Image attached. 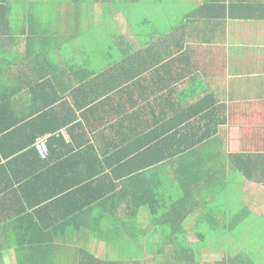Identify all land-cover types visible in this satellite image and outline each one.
I'll list each match as a JSON object with an SVG mask.
<instances>
[{
  "label": "trees",
  "instance_id": "16d2710c",
  "mask_svg": "<svg viewBox=\"0 0 264 264\" xmlns=\"http://www.w3.org/2000/svg\"><path fill=\"white\" fill-rule=\"evenodd\" d=\"M174 2L183 6L178 9L180 15L169 13L170 3ZM204 7L219 13L212 1ZM233 8L240 11V15L241 12L248 18L258 15L264 21V3L233 4ZM187 10V0H0V52H81L75 61L79 65L78 74L85 76L100 70L97 65L105 52V59L111 63L119 60L130 63L128 68H121V78L115 76V69L109 73L108 68H103L108 70L86 84L78 80L75 86L56 87L55 91L63 96L59 107L53 104L40 108L29 106L27 120L9 125L32 133L35 145L39 139L46 138L47 133L56 134L69 128L72 145L61 136L58 139L52 135L48 140L49 156L43 159L46 168L52 167L45 178L64 173L71 177L70 181H75L54 193V198L45 202L42 210L57 207L71 212L49 217L51 225L48 227H57L60 223L63 228L61 232L44 233V239L104 242L112 251L107 260H102L89 248H79L76 264H184L183 261L199 264L200 255L193 249L195 243L188 241L183 224L203 202L214 214L210 221L206 219L203 223L213 230H226L234 240V244L226 248L230 256L215 264H264V219L248 216L250 214L244 211V193H234L230 184L231 174L236 172L244 184L264 188V152L213 154L214 164L184 166L176 172L168 170L170 176L161 168L170 154L167 153L168 142L179 141L183 132L186 136L191 131V148L206 145L220 127L226 125L224 107L218 104L205 80H191L190 86L181 93L168 90L169 94L180 96V105L172 106L174 114L170 121L162 118L159 119L162 123L157 119L146 122V106L135 113L126 112L125 108L117 112V97L126 93V105L134 108L133 80H147L143 76L146 61L142 52L161 50L169 28L177 30L195 16L188 15ZM119 14L129 21L131 35L113 31L111 24L106 23ZM165 23L170 26L165 28ZM151 29L162 38H152L148 33ZM154 74H151L153 82ZM157 74L162 76V69ZM72 90L73 100L66 97ZM142 91L158 96L167 90L156 87ZM194 99H198L197 102L187 104ZM4 100L0 90L2 116L11 107ZM109 111L114 117H110ZM116 117H119L120 131H117ZM107 124L112 134L99 140L95 131ZM133 124L134 130L130 128ZM137 128H144L145 132L139 134ZM82 164L87 165L81 167ZM218 164H228L230 172L215 167ZM84 168L88 174L81 175ZM216 170L222 172L224 178L215 186L214 182L220 179L212 177ZM209 191L213 192L211 197L204 196ZM242 232L261 235L259 241L244 238L247 242L243 246L239 239ZM151 236L157 240L148 241ZM139 259L142 262H138Z\"/></svg>",
  "mask_w": 264,
  "mask_h": 264
},
{
  "label": "crops",
  "instance_id": "0c3cea01",
  "mask_svg": "<svg viewBox=\"0 0 264 264\" xmlns=\"http://www.w3.org/2000/svg\"><path fill=\"white\" fill-rule=\"evenodd\" d=\"M211 1L219 13H216V10L211 11L210 7H204ZM246 3H264V0H187V14L195 15L193 19L186 21L185 25L177 30L169 28L164 34L167 39L163 42L161 50L142 52L146 61L143 64V76L147 80L142 82L133 80L135 95L132 96L135 107L126 105L128 102L126 93L117 97V112H122L125 108L126 112L135 113V110L139 112L146 106L144 112L146 122L156 119L160 121L159 119L162 118L170 121L174 114L172 106L180 105V96L176 93L169 94L168 90L181 93L190 86L191 80L201 78L215 95L218 104L224 107L222 114L226 117L227 123L220 127L218 134L206 145L200 144L190 148L193 142V139H190L191 131L187 132L186 136L183 132L177 142H168L167 153L170 154L161 166L167 176H170L168 170L176 172L184 166L214 164L213 154L264 152L263 140L253 149L242 148L238 151L234 147L237 146L239 133L235 144L231 139L232 129L238 127L231 124V120L239 116L245 117L251 106H264V21H261L258 15L253 18L245 17L243 12L240 15V11L233 8V4ZM181 5L178 2L170 3V15H180L178 9L183 8ZM117 16L124 18L128 26L129 21L124 15ZM194 19H196L195 23H193ZM58 24L61 25L60 20ZM164 25L166 28L170 23ZM148 33L152 38H162L160 33L153 29ZM219 52L223 54L219 56L220 61L217 60L218 57L216 60L213 58ZM79 53L81 52H0V90L4 93V101L11 104L10 110L15 109L12 113L9 110L5 115H0L2 121L0 122V264H76L79 248H89L102 260H107L112 252L104 242L84 240L82 243L74 240L75 238L45 241L44 233L61 232L63 228L60 223H57V227H48L51 225V220L48 218H57L71 212V210L65 212V209L57 207L42 210L45 208V202H50L54 198V193L67 185H72L75 180L70 181L71 177L65 176L64 173L46 180L45 174L52 166L46 168L44 159L32 143V133L19 131V127H14L17 125L9 126L11 122L27 120L26 115L29 111L26 108L29 106L40 108L53 104L55 108L59 107L58 103L63 96L59 91H55L56 87L64 88L66 84L75 86L78 80L86 84L102 76L108 69L109 73L115 69V76L121 78L119 74L121 68L130 66V63L124 60H119L117 63L107 61L105 52L97 65L100 70L85 76L84 73L77 72L79 65L76 64L75 59ZM217 62L222 65V70L224 69L220 74L214 72L218 69L215 66ZM161 69L162 76H159L157 71ZM152 73H155L154 77H156L154 82L151 80ZM222 77L227 81L224 82ZM229 78L231 80H228ZM218 79L220 82H217ZM156 87L167 91L158 96H149L147 92L142 91ZM72 92L73 90L70 91L71 94L66 95L68 99L73 100ZM197 100H190L187 104H194ZM111 113L109 111L112 118L114 116ZM116 121L117 131H120L119 117H116ZM154 126L156 125L152 124V127ZM130 128L134 130L135 125H131ZM67 129L69 128H63L56 134L47 133L44 136L48 140L52 135L58 139L62 137L67 144L72 145V138ZM109 129L108 124L102 126L99 131H95V136H98L99 140L103 138L105 140L112 134ZM137 129L139 134L145 132L144 128ZM241 129H245V126L240 125L239 130ZM87 134L90 138L93 137L92 134L88 132ZM201 134L202 132L199 135ZM71 165L73 166L74 162ZM85 165L87 164H82L81 167ZM215 167H223L227 173L230 172L228 164H218ZM86 170L87 168L81 170V175L88 174ZM212 177L220 178L214 182L216 186L220 180H223L224 174L216 170ZM45 183L47 188H44ZM245 185L244 211L250 214L248 216L256 215L264 219V194L261 195L264 192L261 190L252 192V189L249 190L247 187L264 188L250 183ZM41 204L44 205L41 207ZM213 215L204 202L189 215L183 224L188 241L196 243L190 240V234L196 235L203 224V218L206 217L208 220ZM145 220H147L146 216ZM113 224L112 220L111 225ZM218 227L221 229V226ZM156 240L155 236H151L148 241ZM100 245L104 250L102 256L95 252ZM138 262L142 260L139 259ZM183 263L188 264L185 261Z\"/></svg>",
  "mask_w": 264,
  "mask_h": 264
},
{
  "label": "rangeland",
  "instance_id": "374dc122",
  "mask_svg": "<svg viewBox=\"0 0 264 264\" xmlns=\"http://www.w3.org/2000/svg\"><path fill=\"white\" fill-rule=\"evenodd\" d=\"M106 23L109 25L111 24V29L113 31H118L123 35L129 36L130 30L128 29L127 23L125 22L124 18L116 16L112 18L111 22L108 21ZM221 55L223 54L219 52L218 55H215L213 58H215L216 60V58L218 57L217 60L220 61L221 57L219 56ZM215 66L218 67V69L214 71L216 74H220L224 70H222V65L219 62H217ZM222 79L224 82L227 81L225 77H222ZM228 80L231 79L229 78ZM217 82H220V80L218 79ZM249 110L250 111L245 115V117H235V119L231 120L230 122L231 124L238 126L234 127L231 131V139L234 144L236 143L237 133H239L237 146L234 147L238 151L242 148L253 149L257 144H259L261 140L264 141V106H251ZM240 125H244L245 129L239 130ZM230 180V184H232L234 193L235 191L237 193H246V185L244 184L243 179L236 172L231 174ZM247 188L249 190L252 189V192H258L260 190L261 192H264V189L258 186H249ZM212 194L213 192L209 191L208 193H205L204 196L211 197ZM263 194L264 193H261V195ZM219 203L220 201L217 202V205H219ZM206 219V217L203 218V220ZM212 228L213 227L204 222L201 225V228L197 231L196 235H193V233L190 234V240L196 242L193 246V249L200 255L201 261L199 264H215L216 262L221 261L223 258L230 256L228 255L229 249L226 248H229L231 244H234L233 237L230 239V234L226 230H223L224 232H221V230H213ZM260 235L261 234L258 232H253L252 234H244L242 232L239 235V239L242 240L240 241V243L243 246L246 245L245 242L247 241L244 238L248 237H250L251 241H259ZM238 251L240 250L238 249ZM95 252L99 256H102L104 252L103 246H98V248L95 249Z\"/></svg>",
  "mask_w": 264,
  "mask_h": 264
},
{
  "label": "built area",
  "instance_id": "2783aa9c",
  "mask_svg": "<svg viewBox=\"0 0 264 264\" xmlns=\"http://www.w3.org/2000/svg\"><path fill=\"white\" fill-rule=\"evenodd\" d=\"M35 147H36L38 154L42 158H47L49 156V148H48V139L47 138L39 139L37 141Z\"/></svg>",
  "mask_w": 264,
  "mask_h": 264
}]
</instances>
